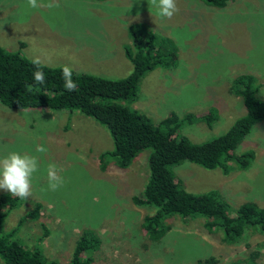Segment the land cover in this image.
<instances>
[{
	"label": "rangeland",
	"instance_id": "374dc122",
	"mask_svg": "<svg viewBox=\"0 0 264 264\" xmlns=\"http://www.w3.org/2000/svg\"><path fill=\"white\" fill-rule=\"evenodd\" d=\"M58 2L59 7L32 9L26 0H0V47L19 50L28 59L40 56L48 66L68 65L77 72L119 79L131 70L123 54V45L130 43L126 27L137 24L153 34L156 48L172 61L145 72L134 99L120 103L153 124L171 114L215 109L217 118L210 127L202 122L180 126L177 134L192 142L223 133L244 113L241 98L228 91L234 76L252 75L256 95L264 99V0H231L223 7L176 0L179 12L171 19L157 16L154 8L150 13L148 0ZM38 144L47 151L36 152ZM111 149L105 127L75 110L15 109L0 103V157L17 151L39 160L32 196L3 216L0 229L17 226L14 237L19 242L41 249L57 264H66L84 231L98 242L89 253L90 264H194L211 255L217 264H264V236L253 228L238 243L226 245L220 242V231L208 235L201 229L202 217L173 215L169 230L158 240L150 239L140 227L148 209L130 198L142 189L149 149L125 169L108 164L100 170L99 155ZM246 150L252 154L248 166L228 176L188 161L171 172L188 192L217 191L231 214L241 204L264 208V122L254 123L232 152ZM50 163L63 178L56 191L42 190L48 186ZM2 193L10 194L0 189ZM34 208L35 216H26Z\"/></svg>",
	"mask_w": 264,
	"mask_h": 264
},
{
	"label": "trees",
	"instance_id": "16d2710c",
	"mask_svg": "<svg viewBox=\"0 0 264 264\" xmlns=\"http://www.w3.org/2000/svg\"><path fill=\"white\" fill-rule=\"evenodd\" d=\"M201 1L213 7H223L231 0ZM126 30L130 43L123 45V54L131 64L130 72L122 78L110 79L73 70L72 79L77 83V89L72 92L63 88L62 65L43 67L41 70L46 83L34 86L33 91L28 92L26 85L33 84V72L36 70L31 59L23 57L19 50L7 51L0 47V103L15 109L75 110L105 127L112 140V149L99 155L100 170L108 164L125 169L139 152L149 149L147 176L142 189L130 198L134 205L148 209L140 227L150 239L158 240L169 230L173 215L202 217L201 229L208 235L220 231V242L226 245L238 243L250 228L264 236V208L241 204L231 214L217 191L188 192L171 172V167L181 161L195 163L205 169L218 168L226 176L248 166L251 152L246 150L235 155L232 149L248 134L254 123L264 122V99L256 95L255 78L246 73L238 74L228 86L230 93L241 98L244 113L234 119L223 133L192 142L177 134L180 126L202 122L210 127L217 118L215 109L210 108L198 115L171 114L153 124L143 113L120 103L121 100L134 99L137 83L145 72L157 66L168 67L172 61L168 53L156 48L151 32H143L137 24L127 25ZM20 201L10 194H0V223ZM35 211L36 208L26 216H35ZM16 229L17 226L7 231L0 229L2 264H57L48 260L41 249H30L19 242L14 237ZM97 243L93 233L84 231L75 242L66 264H90L92 257L89 253L97 248ZM247 258L252 260V256ZM194 264H217V258L207 256Z\"/></svg>",
	"mask_w": 264,
	"mask_h": 264
},
{
	"label": "clouds",
	"instance_id": "9594fccd",
	"mask_svg": "<svg viewBox=\"0 0 264 264\" xmlns=\"http://www.w3.org/2000/svg\"><path fill=\"white\" fill-rule=\"evenodd\" d=\"M28 8L37 9L41 7L55 8L59 7L58 0H48L47 3L38 2V0H26ZM149 12L155 9V14L161 18L171 19L179 8L176 0H148ZM31 63L35 66L33 72V84L26 85L28 92L33 91L34 86L44 85L46 77L41 70L47 67V63L40 56L30 58ZM73 68L65 65L62 68L61 78L63 80V88L72 92L77 89V83L72 79ZM37 90H39L37 88ZM36 152L44 153L47 149L43 145H36ZM39 171V160L37 156L28 153H20L17 151L9 152L7 155L0 157V189L10 193L12 197L20 200H27L32 196V179L33 175ZM49 191H56L63 183V178L58 174L57 166L50 163L46 169Z\"/></svg>",
	"mask_w": 264,
	"mask_h": 264
}]
</instances>
